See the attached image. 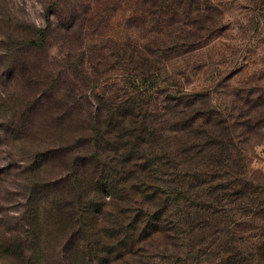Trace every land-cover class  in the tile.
I'll return each instance as SVG.
<instances>
[{"label":"rangeland","instance_id":"1","mask_svg":"<svg viewBox=\"0 0 264 264\" xmlns=\"http://www.w3.org/2000/svg\"><path fill=\"white\" fill-rule=\"evenodd\" d=\"M121 102L151 132L158 182L192 199L177 203L193 256L264 264V0H0V264H57L28 192L67 166L36 152L73 155L90 114Z\"/></svg>","mask_w":264,"mask_h":264},{"label":"trees","instance_id":"2","mask_svg":"<svg viewBox=\"0 0 264 264\" xmlns=\"http://www.w3.org/2000/svg\"><path fill=\"white\" fill-rule=\"evenodd\" d=\"M126 106H98L90 114L92 135L84 134L82 125L71 135L68 144L80 143L73 155L62 156L57 149L36 152V168L53 162L66 165L67 174L32 183L29 225L39 230L50 222L60 240L56 257H48L57 264H205L185 242L192 232L185 229V219L193 207L181 216L177 201L191 197L158 182V159L148 145L151 132L143 117L137 125L131 121ZM179 128L187 127L175 121L170 129ZM101 144L113 145L112 151L99 149ZM204 202L197 206L206 208ZM44 257L37 264H45Z\"/></svg>","mask_w":264,"mask_h":264}]
</instances>
